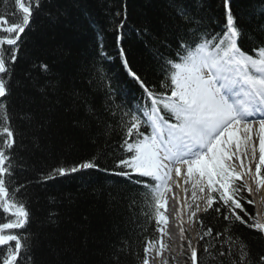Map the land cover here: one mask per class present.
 <instances>
[{"label": "snow or ice", "instance_id": "1", "mask_svg": "<svg viewBox=\"0 0 264 264\" xmlns=\"http://www.w3.org/2000/svg\"><path fill=\"white\" fill-rule=\"evenodd\" d=\"M11 3V11L0 13V264H35L39 235L29 231L34 218L35 197L29 192L33 181L20 180L18 173L27 170L22 153L38 143L36 130H43L46 123L37 119L34 93L47 99L60 91L62 82L47 62H32L19 75L16 68L23 59V36L33 30L36 19L44 14L56 23L69 8L60 0ZM232 3L221 0L223 15L217 20L206 14L203 0H167L171 11L163 33L138 30L147 34L145 46L162 61L164 80L159 90L129 64L124 5L114 13L111 30L127 74L143 90L144 103L127 110L115 104L111 81L86 63L74 77L84 86L73 84L64 93L65 110L84 113L75 126L87 130L94 124L101 130L94 142L119 129L117 147L122 154L99 143L92 155L41 169L36 184L88 170L125 177L146 189L142 202L148 210L141 214L148 222L155 221L156 237L140 241L142 257L129 242L117 241L107 254V264H121L130 252L139 264H181L180 256L182 264H264V248L254 251L253 242L236 235L233 227L243 225L264 241V211L246 195L264 189V35L254 39L256 34L245 28L240 13L234 14ZM260 31L264 33V27ZM97 42L99 57L112 59L100 33ZM101 88L106 97L103 111L92 100ZM109 157L111 167L103 164ZM181 176L182 185L176 179ZM174 185L181 188L183 198L177 197ZM170 200L179 203L178 210ZM245 203L255 212L249 213ZM170 208L179 218L181 243L175 250L168 229ZM57 216L49 212L46 219L55 223ZM213 220L224 226L217 229ZM146 231L140 226V235Z\"/></svg>", "mask_w": 264, "mask_h": 264}, {"label": "trees", "instance_id": "2", "mask_svg": "<svg viewBox=\"0 0 264 264\" xmlns=\"http://www.w3.org/2000/svg\"><path fill=\"white\" fill-rule=\"evenodd\" d=\"M68 6L67 16H61L56 23L41 14L32 31L23 36V59L16 68L17 75L31 66L32 62H47L52 74L61 80L60 91L44 99L35 95L34 109L37 119L45 121L43 130L37 129L39 141L29 144L25 156L27 170L18 173L20 180H32L29 192L33 194V223L29 231L39 235L33 250L35 264H107V254L117 241H126L131 248L143 256L144 236L155 238V221L148 222L141 214L148 209L142 202L146 189L130 182L125 177L110 173L88 170L85 174L59 177L43 184H36L35 178L41 169H50L67 160L74 161L94 154L99 143H107L111 152L122 154L117 145L121 142L119 129L106 140L95 141L101 130L94 124L87 130L75 126L82 118L83 111L65 110L68 103L64 95L73 84L77 88L84 85L74 79L77 68L86 63L95 65L100 74L111 81L114 103L125 110L144 103V93L139 85L127 74L115 45V33L111 30L113 15L127 6L124 47L130 66L149 85L160 89L164 80L162 61L153 57V49L145 46L146 33L138 30L147 28L149 33H163L168 24L170 9L167 0H60ZM206 14L217 20L222 18L221 0H203ZM233 12L240 13L242 22L256 37L264 35V0H233ZM11 0H0V13L11 11ZM255 13V15H252ZM97 33L103 37L104 51L112 59H101ZM143 37V38H142ZM249 45H245L248 47ZM167 55V53H165ZM39 79L43 82V76ZM59 97V100H58ZM105 90L94 92L92 100L98 109L104 103ZM101 111H103L101 109ZM104 119L111 120L107 115ZM111 167V157L103 161ZM139 194V195H138ZM249 199H253L251 194ZM134 199L136 203H133ZM249 213H254L253 205H244ZM49 212L58 214L55 223H49ZM208 223V221H206ZM217 229L222 222L213 220ZM140 226L147 231L140 235ZM234 231L255 245L254 251L264 248L258 233L240 224ZM121 264H139L131 254L125 255ZM172 264V262L170 263Z\"/></svg>", "mask_w": 264, "mask_h": 264}, {"label": "bare ground", "instance_id": "3", "mask_svg": "<svg viewBox=\"0 0 264 264\" xmlns=\"http://www.w3.org/2000/svg\"><path fill=\"white\" fill-rule=\"evenodd\" d=\"M180 180V184H183V179L182 176L180 178H176ZM189 187V193H188V197L190 199V186ZM253 187L255 188V185H253ZM173 191L176 193L177 197L183 198L184 193L182 192L180 187H177L174 185L173 187ZM255 197L257 199V205L260 207V210L263 211V207L264 204L261 203V200L264 199V189H260L258 192H254ZM170 205L171 204H176V210L179 209V203H177L174 200H170L169 201ZM169 211L172 213V215L170 216V223L168 225V229L171 233L172 236V248L173 250H175L177 248V246L181 243L180 241V237L178 235V225H179V218L175 216V210H173L172 208L169 209ZM186 214H185V219H186ZM165 241L168 240V237L165 236L164 237Z\"/></svg>", "mask_w": 264, "mask_h": 264}, {"label": "rangeland", "instance_id": "4", "mask_svg": "<svg viewBox=\"0 0 264 264\" xmlns=\"http://www.w3.org/2000/svg\"><path fill=\"white\" fill-rule=\"evenodd\" d=\"M252 195H254L255 196V194L253 193ZM255 201H256V203H257V199H256V197H255ZM263 211H264V207H263ZM185 227H187V225H185ZM178 259L181 261V264H182V262H183V257L182 256H180V257H178ZM170 263H171V261H170ZM150 264H152V262L150 261Z\"/></svg>", "mask_w": 264, "mask_h": 264}]
</instances>
